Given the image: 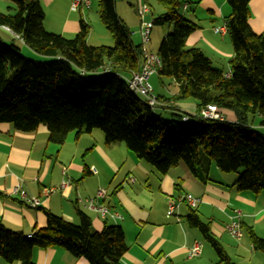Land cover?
<instances>
[{"label": "trees", "instance_id": "1", "mask_svg": "<svg viewBox=\"0 0 264 264\" xmlns=\"http://www.w3.org/2000/svg\"><path fill=\"white\" fill-rule=\"evenodd\" d=\"M9 1L16 13L0 11V29L8 28L36 57L0 37V124L11 123L22 132L44 125L49 140L58 145L70 133L79 137L98 128L107 144L125 143L161 175L180 164L197 175L202 150L222 172L239 175L238 190L264 191V136L254 124L258 118L264 126V31L255 33L249 23L250 0H227L231 13L226 26L234 49L230 74L216 68L200 48L187 46L188 37L199 28L186 16L189 0H158L164 11L153 25L172 27L158 49L159 75L172 77L178 90L172 96H159L156 107L128 86L127 79L145 61L144 49L133 44L118 17L116 0H99L100 19L114 37L113 47L88 43L91 25L83 16L76 36L69 39L45 28L42 0ZM183 100H193L197 112L177 110L174 104ZM162 102L170 110L169 118L155 112ZM210 104L217 106L223 119L199 116ZM45 213L47 224L29 234L0 220V258L35 264L34 248L58 246L89 264H123L128 244L120 225L106 224L98 231L80 209L79 223L49 210ZM187 219L222 263L234 264L194 209ZM250 235L254 248L264 253V237L252 229Z\"/></svg>", "mask_w": 264, "mask_h": 264}, {"label": "crops", "instance_id": "2", "mask_svg": "<svg viewBox=\"0 0 264 264\" xmlns=\"http://www.w3.org/2000/svg\"><path fill=\"white\" fill-rule=\"evenodd\" d=\"M73 1L42 0L43 8L45 5L59 12L57 21L47 24L49 16L44 8V25L48 31L66 37L79 31L81 16L88 22L85 13L93 2L87 0L89 6L82 4L77 10L80 15L74 18L68 14ZM249 7V23L253 31L260 34L264 31V0H250ZM185 10L186 16L199 24V28L188 37L187 46L200 48L216 68L230 74L234 49L226 26V18L231 13L227 0H189ZM148 16L145 20L151 21ZM97 41L100 40L91 24L88 43L96 45L100 43ZM143 49L150 53L146 47ZM30 55L35 56L34 53ZM153 89L158 96H172L178 86L174 80L172 90L158 92L154 86ZM166 105L162 102L160 109L170 112ZM174 107L188 114L197 112L193 100L179 101ZM254 120L256 126L257 118ZM94 130L79 137H71L70 133L65 143L58 145L49 140V131L44 125L33 132H22L11 123L0 124V220L8 228L32 233L47 224L45 210L79 223L77 211L80 209L90 216L98 231L106 224L123 228L128 244L123 264H224L201 232L189 225L187 217L193 209L187 202L181 201L174 215L167 214L171 198L179 200L183 194L190 193L199 199L194 210L203 222L210 225L212 234L222 243L231 262L264 264V253L254 248L250 235L252 229L264 237V191L238 190L236 181L239 175L222 172L204 155L197 175L185 164L161 175L125 143L107 144L103 137L95 136ZM67 180L70 184L59 188ZM18 183L28 196L42 198L38 208L29 206L20 195L11 194L13 186ZM103 187L108 189V196L98 202L119 213L121 218H102L81 203L80 199L94 197ZM45 188L55 190L45 196ZM237 211L243 214L239 237L232 235L227 228ZM197 242L202 244V252L192 257L190 250ZM32 259L35 264H89L86 258L75 257L58 246L36 247ZM0 264L21 263L0 258Z\"/></svg>", "mask_w": 264, "mask_h": 264}, {"label": "built area", "instance_id": "3", "mask_svg": "<svg viewBox=\"0 0 264 264\" xmlns=\"http://www.w3.org/2000/svg\"><path fill=\"white\" fill-rule=\"evenodd\" d=\"M84 4L86 6L90 5V2L87 0H74L73 1V9L78 10L79 7ZM187 6L184 8L186 9ZM150 7L148 4L143 3L141 5V34L143 37L144 43H148L151 38V32L153 27V21L144 20L145 14L150 12ZM9 30L8 28H6ZM145 53V51H144ZM144 63L138 71H134L132 75L127 79L129 88L137 94H140L145 98L147 104L151 107H156L160 103L159 96L154 92L153 86L151 84V77L159 73V70L162 67V61L158 54L153 53H145ZM199 116L203 119L215 120V119H223V115L219 113L216 105H207L202 108L200 112H198ZM185 120L188 117H184ZM93 171L96 172V169L93 168ZM133 179V178H132ZM134 180V179H133ZM70 184V181H64L59 188H65ZM54 188H45L44 195L48 196L53 192ZM11 194H18L23 199H25L26 203L33 207L38 208L42 204V198L39 196H28L26 190L23 188L21 183L13 186ZM108 196L107 188H99L94 197H87L85 199H80L81 203L88 209L95 210L102 218H111L113 220H117L121 218V215L117 212L110 211L109 207L103 203H99L98 199L106 198ZM187 202L191 208H196L199 204V199L190 193L183 194L179 200L176 198H171L168 205L167 214L169 216L174 215L180 205V202ZM242 212L237 211L236 214L231 218V221L227 225L229 232L239 237L242 233ZM30 236V235H29ZM202 252V244L200 242L195 243V245L190 250V256L196 257L199 256Z\"/></svg>", "mask_w": 264, "mask_h": 264}, {"label": "rangeland", "instance_id": "4", "mask_svg": "<svg viewBox=\"0 0 264 264\" xmlns=\"http://www.w3.org/2000/svg\"><path fill=\"white\" fill-rule=\"evenodd\" d=\"M73 1V0H72ZM93 2L92 6L87 9L85 15L88 18L89 24L94 27L96 31L97 38H99L100 42L96 45H107V46H115V40L113 35L110 33V31L105 27L103 22L100 19L99 14V0H91ZM143 3H146L150 7V12L145 14V16L149 15L148 18L153 21L154 18L161 14L164 11L163 5L158 0H116V11L118 14V17L123 21L127 29L130 31L131 40L134 45H143L147 48V50L150 51V53L158 54V49L160 46V43L162 39L164 38V35L169 32L172 27L169 25H158L154 24L152 27L151 32V40L148 43H144L143 37L141 34V22H142V15H141V5ZM43 4V3H42ZM73 2L70 3V8H68V14L74 18H78L79 11L73 10ZM15 4L12 1L9 0H0V11L7 12L11 14H15L16 11L12 8ZM44 8L48 14V23H55L57 21V16L59 15V12H55L52 7H47L44 5ZM56 10V9H55ZM64 10L66 11V7L64 6ZM95 14V16H94ZM89 15V17H88ZM90 18V19H89ZM145 20V18H144ZM147 20V19H146ZM53 23V24H54ZM57 29V28H55ZM56 33V32H55ZM77 33H71L66 35L67 38L72 39L76 36ZM0 37L4 40L6 43L14 42L15 44L19 45L22 48V51L24 54L31 56L30 53H34L31 51L28 47L24 46L22 44V41L18 39L16 36H14L10 31L1 28L0 29ZM35 54V53H34ZM36 57V54L35 56ZM159 73H156L153 75L151 82L158 92H164V89L170 88L171 90L174 87V79L172 77L160 75L162 78L163 83H160V80L158 78ZM159 76V77H160ZM171 79V80H169ZM158 107L155 109V112L157 113H163L164 117L169 118L170 112L161 110ZM192 123L196 122L194 120V117H192ZM255 129L261 133L264 136V126L260 125V120L257 118L256 120V126ZM96 137H103V140L105 139V134L101 129H95L94 130ZM75 133L73 132L71 137H73ZM205 155L204 151L201 150V156ZM241 172H243V169H240ZM231 175H236V173H232ZM239 178V176H238Z\"/></svg>", "mask_w": 264, "mask_h": 264}, {"label": "water", "instance_id": "5", "mask_svg": "<svg viewBox=\"0 0 264 264\" xmlns=\"http://www.w3.org/2000/svg\"><path fill=\"white\" fill-rule=\"evenodd\" d=\"M139 52H141V49H139Z\"/></svg>", "mask_w": 264, "mask_h": 264}]
</instances>
